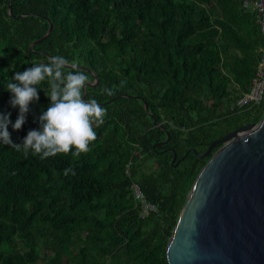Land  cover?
<instances>
[{
	"label": "trees",
	"instance_id": "1",
	"mask_svg": "<svg viewBox=\"0 0 264 264\" xmlns=\"http://www.w3.org/2000/svg\"><path fill=\"white\" fill-rule=\"evenodd\" d=\"M248 1L0 0V264H167L218 145L185 150L264 108H230L258 60Z\"/></svg>",
	"mask_w": 264,
	"mask_h": 264
},
{
	"label": "water",
	"instance_id": "2",
	"mask_svg": "<svg viewBox=\"0 0 264 264\" xmlns=\"http://www.w3.org/2000/svg\"><path fill=\"white\" fill-rule=\"evenodd\" d=\"M50 28L48 21L29 48ZM44 53L59 64L76 66ZM143 107L148 109L144 101ZM213 145L218 146L196 173L167 237V264H264V108L257 121L228 130L201 152L192 147L185 152L204 156ZM174 158L172 150L170 161Z\"/></svg>",
	"mask_w": 264,
	"mask_h": 264
},
{
	"label": "built area",
	"instance_id": "3",
	"mask_svg": "<svg viewBox=\"0 0 264 264\" xmlns=\"http://www.w3.org/2000/svg\"><path fill=\"white\" fill-rule=\"evenodd\" d=\"M250 8L253 12V18L258 26L260 33V44L258 45V60L249 81L248 88L239 94L230 108L243 106L245 104H258L264 100V0H250ZM134 203L139 207L140 216L148 211H155L157 204L148 200L136 181L129 183Z\"/></svg>",
	"mask_w": 264,
	"mask_h": 264
},
{
	"label": "rangeland",
	"instance_id": "4",
	"mask_svg": "<svg viewBox=\"0 0 264 264\" xmlns=\"http://www.w3.org/2000/svg\"><path fill=\"white\" fill-rule=\"evenodd\" d=\"M249 1H250V0H249ZM249 1H248L247 5H246L247 7H250V5H251V3H250Z\"/></svg>",
	"mask_w": 264,
	"mask_h": 264
}]
</instances>
